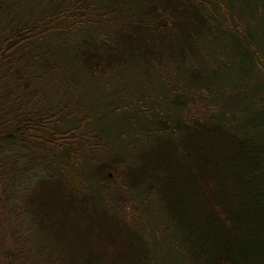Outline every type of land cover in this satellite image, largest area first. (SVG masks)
<instances>
[{"label":"trees","instance_id":"1","mask_svg":"<svg viewBox=\"0 0 264 264\" xmlns=\"http://www.w3.org/2000/svg\"><path fill=\"white\" fill-rule=\"evenodd\" d=\"M96 1L99 0H47L41 17L12 26L8 36L2 39L0 68L12 72L8 60L20 46L25 49L55 31L68 33L91 24L106 25L111 17H118L119 23L113 31L82 37L73 48V55L87 72L104 75L129 59H135L142 71L154 73L171 64L173 74L163 77L166 80L175 78L179 72L195 79L193 70L201 69L203 78L197 80L203 86L201 90L212 99L222 98L219 107L204 117L188 116L184 112L187 103L178 101L175 92L170 102L152 97V91L149 98L156 102L146 103L143 98L135 97L134 106L152 127H145L146 140L137 144L142 147L134 148L131 157L114 155L122 158L118 168L121 181L117 186L123 192L139 190L144 195L155 194L166 218L181 233L187 264H264V138L234 121L233 109L227 107L228 97H224L233 88L220 87L217 83L223 59L211 60L201 49L202 43L216 41L226 48L232 32L234 40L237 39L236 34L249 22L238 5L251 0H123V12L115 14L113 3L106 2L109 15L107 12L105 15L104 6ZM258 1L264 4V0ZM242 43L250 48L253 41L243 38ZM244 50L242 55L246 57L252 51ZM252 59L255 71L263 78L264 54L256 51ZM180 62L188 68L179 67ZM7 75L11 74L3 76ZM8 94L0 93L2 191L9 182V172L18 170V163L10 162L7 157L6 147L15 144L17 136L33 147L39 143L51 152L42 166L47 170L51 165L54 174L38 180V190L35 188L27 194L26 201L37 215L38 223H41L40 210L43 217L50 211L57 212L53 213L57 215L53 224L60 229L57 242L62 250L70 251V264H98L100 255L89 254V241L84 240L88 232L105 235L109 244L119 241L122 251L108 264H149L147 243L125 226L109 224L105 211H98L97 203L106 190L97 184L99 178L92 170L100 173L103 167L92 169L79 152L80 138L74 140L77 128L88 119L84 117L82 122L65 130L58 129L55 115L26 117L19 111L20 118L12 120L5 110ZM14 111L12 115L17 110ZM13 122V128L8 130ZM84 171V180L96 184L99 191L104 190L101 199L80 180ZM68 173L74 176L72 180ZM104 179L110 178L107 175ZM76 181L80 190L74 184ZM75 210L78 215L70 213V216L73 225H79L71 231L67 228L70 225L67 211ZM81 216L88 220L83 228L78 221ZM61 230L68 236H61Z\"/></svg>","mask_w":264,"mask_h":264},{"label":"rangeland","instance_id":"2","mask_svg":"<svg viewBox=\"0 0 264 264\" xmlns=\"http://www.w3.org/2000/svg\"><path fill=\"white\" fill-rule=\"evenodd\" d=\"M46 2L47 0H0V44L8 36L12 26L24 25L41 17L44 10L42 7ZM106 2L113 3L114 14L123 12V0L96 1V4L104 6L102 11H105V15L109 11L105 7ZM238 6L246 17L245 20L249 21L236 34L238 38L234 40L235 34L232 32L226 48H223L222 42L216 41L214 44L202 43L201 49L209 54L211 60H219L220 57L223 59L217 73L219 82L213 75L212 79L220 83V87L233 88L232 91L225 92L224 97H228L226 105L233 109L234 121L245 130L264 138V76L261 78V73L255 71L252 61V55L256 51L264 54V4L251 0L249 3H239ZM111 18L106 25L91 24L75 31H67L68 33L55 31L25 49L20 46L13 51L8 60V67L12 72L0 68V93L7 92L10 97L5 110L12 120L20 118L19 111L25 113L26 117L28 114L55 115L53 119L57 118V127L62 130L77 125L84 117L88 119L77 128L74 140L80 138L81 141L77 140L79 152L89 161L92 169L103 167L100 173L92 170L99 178L97 184L106 190L103 199L97 203L98 211H105L109 224H118L123 228L125 226L147 243L149 264H187V252L181 233L166 218L155 194L144 195L139 190L123 192L118 189L117 185L121 181L118 168L122 158L114 155L131 157L134 148L142 147V144H137L146 140L145 127H152L134 106L135 97L150 103L155 101L149 98L152 91V97L170 102L175 98V92L178 101L187 103L188 108L184 112L195 117H204L209 111L218 108L222 98L212 99L201 90L203 86L197 80H202L203 76L201 69L197 68L193 70L195 79L188 74L182 76V72H179L175 78L166 80L163 77L173 74L171 64L164 65L154 73L142 71L143 68L136 65L138 62L135 59H129L104 75L87 72L73 55V48L79 45L82 37L91 38L102 32L113 31L119 21L118 17ZM63 22L60 23L64 26ZM243 38L253 41L250 48L242 43ZM246 48L252 50L247 57L242 55ZM173 66L176 67L177 63ZM181 66L182 69L188 68L180 62L179 67ZM7 73L11 75L3 76ZM220 87L216 88V92L219 93ZM15 109L17 114L12 115ZM14 123L8 125V130L13 128ZM14 141L15 144L6 147L5 152L10 157V162L18 163V170L9 172V182L4 191L0 184V264H70V251L62 250L61 243L57 242L60 229L53 224L57 222V215L53 213L57 212L50 211L43 217V211L40 210L41 223H38L37 215L26 201L27 194L37 188L38 180L54 174L51 165L47 170L42 166V162L49 160L47 157H50L51 152L39 143H34L36 146L33 147L32 143L21 141L20 136ZM82 173L80 180L89 186L96 198L101 199L104 190L99 191L101 189H97L96 184L84 180L85 171ZM107 175L110 179H104ZM67 177L72 180L74 176L68 173ZM74 184L81 189L78 181ZM70 213L73 216L77 213L76 210L73 213L67 211V223L70 222L67 228L72 231V227L77 229L79 224L73 225ZM78 221L82 223L81 228L88 222L83 216ZM78 231L81 229L78 228ZM60 235L68 236L62 230ZM108 239L102 234L98 236L93 232L86 233L84 240L89 241V254L100 255L98 264H108L114 255L119 257L118 253L122 251L119 241L109 244ZM84 245L82 248L85 249L86 244Z\"/></svg>","mask_w":264,"mask_h":264}]
</instances>
